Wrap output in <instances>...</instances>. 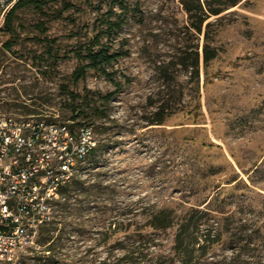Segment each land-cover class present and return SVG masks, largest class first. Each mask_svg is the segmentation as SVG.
I'll use <instances>...</instances> for the list:
<instances>
[{"label": "rangeland", "instance_id": "374dc122", "mask_svg": "<svg viewBox=\"0 0 264 264\" xmlns=\"http://www.w3.org/2000/svg\"><path fill=\"white\" fill-rule=\"evenodd\" d=\"M54 1L45 16L19 12L16 38L2 32L0 13V117H27L28 107L30 116L88 121L99 150L75 181L106 189L87 200L64 189L53 223L11 264H181L186 219L191 232L211 230L214 240L190 264H264V0L211 17L202 33L181 0H129L144 17L112 43L127 54L110 67L120 93L95 71L78 85L71 79L78 61L70 51L101 30L100 0ZM68 4L74 9L58 19ZM51 40L69 59L55 65ZM7 41L13 53L3 50ZM161 210L174 212V226L149 228Z\"/></svg>", "mask_w": 264, "mask_h": 264}, {"label": "built area", "instance_id": "2783aa9c", "mask_svg": "<svg viewBox=\"0 0 264 264\" xmlns=\"http://www.w3.org/2000/svg\"><path fill=\"white\" fill-rule=\"evenodd\" d=\"M18 0H0L5 14ZM94 127L0 117V263H13L54 219L53 204L98 147Z\"/></svg>", "mask_w": 264, "mask_h": 264}, {"label": "trees", "instance_id": "16d2710c", "mask_svg": "<svg viewBox=\"0 0 264 264\" xmlns=\"http://www.w3.org/2000/svg\"><path fill=\"white\" fill-rule=\"evenodd\" d=\"M242 1L244 0H181V4L189 16L191 27L196 32L202 33L203 26L211 17L220 16L225 11L238 6ZM53 2L55 1L18 0L17 3L5 14L4 28L2 32L9 38L19 37V29L21 26L16 24L18 13L29 10L34 14L45 16L47 7H49V5ZM86 3L88 6H93V0H86ZM97 5V8H95L97 13L95 25L100 26V32L91 38L87 43L82 42V40H78L77 44H75L74 48L70 51V53L73 54V58L78 61V66L71 75L72 83L74 85H78L81 81L86 80L89 71H95L107 81L113 83L118 88V93H120L121 83L115 80L117 72H114L113 70L111 71L110 67L120 58L126 57L127 54L115 51L112 43L116 40V37L123 27L127 26L130 22L143 19L144 14L142 11V4L140 2L132 4L129 0H100ZM74 7L75 6L72 4L65 6V8L59 11L58 19H63L65 13L74 9ZM105 7L106 10H104ZM211 26V23L207 24V28H210ZM34 27L39 29L40 34L42 35H46L48 33V27L45 22L38 21L34 24ZM37 39H40V37H37ZM48 40L49 38H46L44 41ZM50 43L52 46L51 48H48L49 50L47 54L53 56L55 65H58L59 61L69 59L68 55L61 56V52L55 49L57 40H51ZM14 47L15 44L7 41L3 45V50L13 53ZM213 58L214 55L212 56L211 50L206 48L205 62L209 63ZM198 67V64H196L197 75ZM114 96L115 94H110L105 98V100L109 102ZM25 109L26 112L29 113L28 116L34 114V111L28 107H25ZM72 122L75 123V120H72ZM83 123L92 125L85 120ZM98 150L99 149L97 147L90 157L92 158V164H95V158ZM71 187L74 189L72 192H81L80 195L84 196V200L92 198L99 199L100 196L104 194L106 189L100 184H93L87 187L84 186V182L74 181L66 188L65 191L71 193ZM84 200H81L80 204L83 203ZM64 205L68 206L70 204L66 202ZM173 215L174 212L170 210H161L157 212L149 221V228L153 230L172 228L174 226L175 219ZM51 223L49 225H51ZM49 225H47V227ZM191 225V220L186 219L178 230L176 253L179 256L181 264H190L195 252L206 253L207 244L214 242V240H211L213 231L206 230V232L201 234L200 228H198L197 231L191 232ZM42 229L40 234L42 233ZM186 241H188L187 244ZM200 241L204 242L203 246L200 245ZM197 245H200L199 249H196Z\"/></svg>", "mask_w": 264, "mask_h": 264}]
</instances>
